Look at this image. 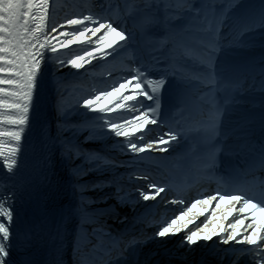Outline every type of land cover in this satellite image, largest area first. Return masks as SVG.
I'll return each mask as SVG.
<instances>
[{
  "label": "snow or ice",
  "instance_id": "1",
  "mask_svg": "<svg viewBox=\"0 0 264 264\" xmlns=\"http://www.w3.org/2000/svg\"><path fill=\"white\" fill-rule=\"evenodd\" d=\"M221 27L236 33L235 44L221 43ZM257 30H264V3L254 7L248 0L216 6L140 0L131 15L116 11L109 0H88L63 17L51 0H0V167L11 182L0 196V218H6L0 222V264H64L65 243L74 239L75 264H82L83 223L76 220L88 217L75 201H83L85 192L104 193L92 200L107 205L95 209L97 221L120 219V210L129 206L149 209L148 202L179 206L178 214L162 221L150 209L135 218L152 228L148 240L179 241L175 251L182 258L170 264H188L184 252L203 246L212 250L216 264H264V44L259 120L251 111L233 119L238 93L257 67L256 42L245 36ZM234 49H243L242 58ZM118 57H124L122 67L109 71L110 83L87 90L70 107L63 103L69 84ZM42 85L57 132L49 135L52 121L46 119L42 136L55 141L49 151L68 173L72 201L20 227L15 177L26 165ZM218 92L236 95L230 104H216ZM205 97L212 98L207 111L201 104ZM154 130L157 134L149 136ZM193 134L209 145L194 159ZM237 150L245 154L244 166L225 167L224 158ZM178 174L189 182L215 181L217 187L190 197L176 186ZM62 191L50 183L37 206ZM233 213L238 215L225 227ZM103 227L93 234L103 235ZM126 236L111 264H133L127 257L144 240L135 233ZM39 245L46 246V259L35 258ZM94 254L95 249L88 254V264H95Z\"/></svg>",
  "mask_w": 264,
  "mask_h": 264
},
{
  "label": "bare ground",
  "instance_id": "2",
  "mask_svg": "<svg viewBox=\"0 0 264 264\" xmlns=\"http://www.w3.org/2000/svg\"><path fill=\"white\" fill-rule=\"evenodd\" d=\"M51 2L53 3L58 15L61 17L71 12L73 10V6L77 5V3L73 2V0H51ZM77 51H79V49L73 46V52H77ZM65 55H67V53H65ZM123 59L124 57H118L116 60L111 61L108 64H99L95 68L90 69L89 73L87 74L86 80L69 84L68 85L69 92L64 98L63 103L70 107L75 102V99L78 98L80 95H83L84 92H86L87 90L91 89L92 91H96L97 87H102V88L105 87L111 81L108 76L109 72L105 75H102L104 74L103 72H105L109 68L111 69H113L114 67L120 68V64L123 61ZM93 63H95V61H93ZM37 111H38V116L36 121L34 122L35 129L42 143V147L46 157L48 159L51 158L54 159L53 161H51L52 169L53 167H55V169L58 171L59 185L64 187V191H62L61 194L55 198L56 212H58L62 207L68 206V204L72 201V197L70 191H68L67 188L68 173L65 167L54 158V154L49 151V148L51 147V143L55 142L54 140L50 141L49 135L51 137H55L57 135V132H56V123L50 111V105L48 112V94L43 85L41 88V97L37 105ZM120 111H124V110H120ZM46 119L52 121V128L49 135L42 136V125L44 124ZM145 130H147V128ZM149 134L156 135L157 131L154 130L152 133ZM88 200H94L93 193L85 192V199L83 201H81L79 198H77V200L75 201L77 207L81 211V215H85L88 217L86 221H81L79 217H77L76 220V223L78 225L83 223V236L79 241V249L82 248V245H84L85 240H93L91 239V237L92 238L94 237L89 227H90V223H92V221L95 218L93 216V213L96 208H91V209L89 208L90 210H85L84 209L85 206L82 203L88 202ZM110 203H112V201H110ZM90 206H92V204H90ZM87 207L88 206H86V208ZM129 208L130 206L125 207L123 209L128 210ZM223 223L225 227H228L231 221L228 218V220L224 221ZM112 225L113 226H108V227L111 228L115 226L119 227L118 225H120V222L112 223ZM75 245H76L75 239L72 241L71 245H69L67 242L65 244L64 261L66 264H75V260L74 262L72 261V258L76 257L74 253ZM179 246L180 245L178 240L175 242L174 241L169 242L165 245H161L159 242L149 241L146 245L139 247L135 255L128 256L127 259L132 261L133 264H170L171 261H175L182 258L178 256L175 251L177 248H179ZM183 258L187 260L188 264H201V263L203 264V262L206 261H208V263L211 262L212 264H216V260H217V257L213 254L212 250L209 249L207 246L198 247L190 252L185 251ZM225 264H228V262L225 261Z\"/></svg>",
  "mask_w": 264,
  "mask_h": 264
},
{
  "label": "rangeland",
  "instance_id": "3",
  "mask_svg": "<svg viewBox=\"0 0 264 264\" xmlns=\"http://www.w3.org/2000/svg\"><path fill=\"white\" fill-rule=\"evenodd\" d=\"M103 194H104V193H97V194L93 193V197H94V199H95L98 195H103ZM108 203H110V201H109ZM82 204L85 206V207H84L85 210H90L91 208H97V207H104V206H107V205H96V204H93V203H92V200H88V202H85V203H82ZM90 204H92L93 207L90 206ZM86 206H88V207L86 208ZM89 208H90V209H89ZM125 210H126V209H122L121 211H122V212H126ZM107 220H108L107 217H101L99 221H97L96 218H94V220H93L92 222H94L95 227H99V226L101 225L102 222H106Z\"/></svg>",
  "mask_w": 264,
  "mask_h": 264
}]
</instances>
